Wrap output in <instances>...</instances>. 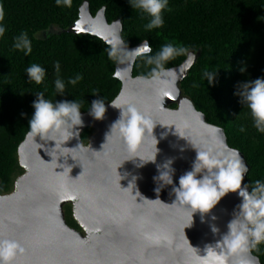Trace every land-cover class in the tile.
I'll return each instance as SVG.
<instances>
[{
  "label": "water",
  "instance_id": "95a60500",
  "mask_svg": "<svg viewBox=\"0 0 264 264\" xmlns=\"http://www.w3.org/2000/svg\"><path fill=\"white\" fill-rule=\"evenodd\" d=\"M88 13L93 20L90 28L94 31L87 34L98 36L109 45L117 36L122 38L123 29L116 22H108L105 9L93 17L88 4ZM139 46L127 47V50H135ZM136 61L118 64L116 76L123 87L116 102L119 106L136 103L151 115L154 125L157 124L153 133L155 137L148 135L136 153L128 151L118 134L107 143L111 126L121 116V110L111 105L106 106L103 120L92 116L107 131L98 137L90 150L72 153L77 161L71 157L59 160L57 157L53 162L46 149L54 148L55 142H44L39 138L36 143L42 145L40 149L28 136L20 147V152L24 148L26 156L23 158L25 162L21 159V165L24 168L35 166V172L17 187L20 193L14 199L0 200V235L19 241L26 249V254L18 258L17 264H195L197 252L201 256L206 255V246L215 245L228 233V224L242 203L238 193H229L207 215L195 213L194 222L188 228H185L191 223L188 209L172 206L177 199L174 187H179L181 176L191 171L197 160L198 151L194 147L200 149L206 145L220 150L226 145L232 149L225 131L208 124L205 115H200L192 101L193 108L184 120L172 114L160 116V107L169 99L171 88L166 95L159 97L154 86L134 77ZM187 65L188 61H185L180 67L170 69L176 84L181 85L187 77ZM85 129L80 131V139ZM180 135L185 137L184 140ZM79 138L72 139L65 147L78 148ZM156 147L155 162L143 164L139 157L126 161L136 154L146 161L154 160ZM239 153L247 164L244 155ZM170 160L174 169L171 185L158 179L162 172L167 171L163 166ZM140 164L143 167H138ZM64 165L71 167L72 171L66 169L64 172ZM118 173L126 178L120 181ZM133 177L138 179L131 187ZM164 180L167 181V177ZM158 187L159 194L156 191ZM74 195L87 200L76 220L79 217L86 220V229L111 232L93 254L87 251L80 239L64 230L58 217L59 203ZM144 198L161 202L152 203ZM213 226L220 230L219 233L212 231ZM239 258H254V264H261L252 250ZM236 259L230 258V264H235Z\"/></svg>",
  "mask_w": 264,
  "mask_h": 264
},
{
  "label": "trees",
  "instance_id": "16d2710c",
  "mask_svg": "<svg viewBox=\"0 0 264 264\" xmlns=\"http://www.w3.org/2000/svg\"><path fill=\"white\" fill-rule=\"evenodd\" d=\"M86 2L93 17L105 9L110 24H123L122 38L129 48L148 40L155 55L174 42L199 54L180 85L184 95L208 124L225 131L228 145L244 155L249 167L245 185L264 180V133L253 127L250 111L236 95L239 84L264 78V0H170L164 26L152 31L144 28L150 18L133 9L130 0H72L71 8L57 7L56 0H0L7 26L0 40V194L12 192L23 174L18 155L35 112L36 92L47 89L46 99L54 102L79 100L81 112L87 114L94 100L105 99L108 106L122 91L116 76L118 63L109 59L111 45L104 39L65 32L40 37L51 27L73 28ZM25 31L32 41L30 55L12 48L14 38ZM187 59L181 56L166 68L180 67ZM56 61L61 63L60 78L65 81L84 76L75 87L68 85L64 95L55 90ZM32 63L47 70L43 84L29 81L26 69ZM152 67L143 57L137 59L134 77L147 76ZM205 71L217 72L214 86L205 80ZM242 126L245 132L240 131ZM92 134L93 129L86 128L81 140L88 142ZM65 220L70 228L80 229L72 208H67ZM252 253L264 264V243Z\"/></svg>",
  "mask_w": 264,
  "mask_h": 264
},
{
  "label": "clouds",
  "instance_id": "9594fccd",
  "mask_svg": "<svg viewBox=\"0 0 264 264\" xmlns=\"http://www.w3.org/2000/svg\"><path fill=\"white\" fill-rule=\"evenodd\" d=\"M169 2L170 0H130V5L133 9L140 10L150 18L144 28L146 31H152L164 26V12L171 11ZM56 6L71 8L72 0H56ZM4 19V12L0 8V40L4 39L7 32ZM116 23L122 30L123 24L120 21ZM127 47L126 41L117 36L108 49L109 59L116 61L119 65H124L132 64L143 57L145 63L153 65V67L147 76H141L140 79L154 86L159 97L166 95L168 90L174 88L175 85L174 73L167 69L166 65L181 56L191 55L187 47L177 45L174 42L163 45L155 55L152 54L153 48L148 40H143V44L135 50L129 51ZM12 48L13 50L22 51L26 55L32 53V41L26 31L14 38ZM54 69L57 74L54 85L59 95L65 94L68 85L75 87L84 79L83 74L70 77L67 81L60 78L61 63L59 61L55 62ZM241 71L243 72L245 69H241ZM26 73L29 81L36 84H43L47 77V70L37 63L28 66ZM216 75L217 72H204L205 80L213 86ZM46 92L47 89L35 93L37 99L32 105L35 112L29 121L27 136L34 143H36L37 138L44 142H55L54 148L51 150L46 149L48 154L52 156L53 162L57 161V157H59L58 160L61 157L65 159L71 157L76 160L72 153L84 150L83 144H80L78 148H68L65 145L72 139L79 138L80 130L84 127L81 102L79 100H55L54 102L52 99H46ZM236 95L241 97V103L246 105L250 111L253 127L258 132L264 133V78L239 84ZM95 96H99V92ZM111 106L120 109L121 116L111 126L107 143L113 136L118 134L128 151L136 153L138 147L148 135L154 136L153 133L157 124L154 125L151 115L142 111L134 102H130L126 106H119L116 101H113ZM88 111L94 119L103 120L107 112L105 99L94 100ZM200 115L203 116V113ZM176 131L178 132L177 128ZM215 131L219 132L220 129H215ZM240 131L245 132V127L242 126ZM180 136L184 138L182 135ZM155 140L157 141L156 138ZM36 144L39 149L42 147L41 144ZM106 144L103 145V148ZM194 148L198 151V156L192 170L181 176L179 187H174L177 199L172 206L186 207L189 211L191 223L185 228L192 226L195 213L199 212L204 215L211 213L229 193H238L242 198V203L238 206V210L234 212L233 219L228 224V233L215 245H207L205 248L206 255L201 256L197 252L195 264H230V258L232 257L237 258L235 264H254V258L240 259L239 257L241 254L250 253L252 249L264 243V180H256L250 185H244L249 167L235 149H229L226 145L220 150L206 145L200 149ZM157 152L156 147L154 160L146 161L142 156L136 154L132 159L126 161L139 157L143 164L155 162ZM172 163L173 161L170 160L163 166L167 171L162 172L158 178L169 185L173 184L172 174L174 169L171 167ZM143 164L138 165V167H143ZM61 166L59 164V167ZM63 167L64 172L66 169L72 171V168L67 165ZM119 177L120 181L122 178H126V176L121 177L120 174ZM165 177H167V181L164 180ZM136 179L138 177H133L131 187L135 186ZM156 191L159 194L160 188L158 187ZM144 200L152 203L160 201L159 199L150 201L145 198ZM212 219L215 220L216 217L213 216ZM212 231L219 233L220 230L213 226ZM24 254H26V249L19 241L4 238L0 235V264H17L18 258Z\"/></svg>",
  "mask_w": 264,
  "mask_h": 264
},
{
  "label": "rangeland",
  "instance_id": "374dc122",
  "mask_svg": "<svg viewBox=\"0 0 264 264\" xmlns=\"http://www.w3.org/2000/svg\"><path fill=\"white\" fill-rule=\"evenodd\" d=\"M92 21L93 20L91 19L88 13V3L86 2L82 7L80 20L75 27L69 30H66V31H63L56 26L51 27L48 31L41 33L40 37L45 39L52 34H60L63 32L70 33V34L91 33L94 31L93 29L90 28ZM190 53L191 55H189L188 59L186 60L188 61V65H187L188 69H187L186 75L189 72V68L191 69L192 66H194L199 59V54H195L194 52H190ZM170 92L171 93H170L169 99L162 105V107H160L159 115L165 116L167 114H172V115L177 116L180 120H184V118L186 117V114L190 111V109L193 108L192 102L187 96L184 95L180 84L175 83L174 88H171ZM82 117L84 120V127L81 130H83L84 128L90 127L93 129V134L90 137L88 142L84 143L79 138V140L77 141V144L78 145L83 144L85 150H90L92 148V145L97 141L98 137L106 133L107 130L101 123L95 122L93 117L90 114L82 113ZM184 138L182 140H184ZM18 156H19V165L23 169V174L18 176L17 179L15 180V186L12 192L5 194V195L0 194V200L2 201H9L11 199H14L17 195H19L20 189H18L17 187L22 186L23 183L27 179H29L35 172V169H36L35 166L28 165L26 168H24L21 165V159L23 160V158H26L24 148H22L21 152L19 151ZM86 201L87 200L80 195L66 197L59 203L58 217L63 224L64 230L72 233L78 239H80L84 247L87 249V251L90 254H93L97 250V247L100 244V242L106 239L111 232L106 229H86L78 223V221L76 220V217L78 215L80 208L86 203ZM67 208H72L73 216L75 220L77 221L78 225L80 226V229H72L67 225L66 220H65Z\"/></svg>",
  "mask_w": 264,
  "mask_h": 264
},
{
  "label": "bare ground",
  "instance_id": "6f19581e",
  "mask_svg": "<svg viewBox=\"0 0 264 264\" xmlns=\"http://www.w3.org/2000/svg\"><path fill=\"white\" fill-rule=\"evenodd\" d=\"M78 221L80 222V224L82 226H84L85 228H88V224H87L86 220H84L82 217H79Z\"/></svg>",
  "mask_w": 264,
  "mask_h": 264
}]
</instances>
